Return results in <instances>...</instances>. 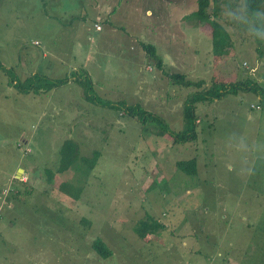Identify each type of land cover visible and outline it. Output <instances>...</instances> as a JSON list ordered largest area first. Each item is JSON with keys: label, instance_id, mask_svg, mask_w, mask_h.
Listing matches in <instances>:
<instances>
[{"label": "rangeland", "instance_id": "374dc122", "mask_svg": "<svg viewBox=\"0 0 264 264\" xmlns=\"http://www.w3.org/2000/svg\"><path fill=\"white\" fill-rule=\"evenodd\" d=\"M210 1L232 40L222 57L197 0H0V264H264V4L256 37L244 0ZM166 70L257 91L197 101V138L175 141L198 89ZM35 73L63 82H10ZM72 141L78 158L59 172ZM193 157L196 173L177 167ZM16 164L26 183L8 182ZM149 216L162 225L138 237Z\"/></svg>", "mask_w": 264, "mask_h": 264}, {"label": "trees", "instance_id": "16d2710c", "mask_svg": "<svg viewBox=\"0 0 264 264\" xmlns=\"http://www.w3.org/2000/svg\"><path fill=\"white\" fill-rule=\"evenodd\" d=\"M210 3V0H197V8L191 14H193L196 19L200 21H207L210 24L213 52L216 56L222 57L229 53L232 45V40L227 28L217 20L219 13L218 8L214 7L211 12L209 11L208 7L210 6ZM263 4L264 0H244L245 13L252 19V21H254L255 35L257 34L256 31L259 29L261 18L260 15H254V13H259V11L262 9ZM142 47L146 51L153 54L157 58L158 65L161 68H164L163 58L158 54L155 46L152 43H142ZM165 74L166 76L170 77L172 83L175 85L183 87L194 86L198 89L194 92V94H188L184 100L182 112L185 126L181 132L174 136L175 141L195 140L197 138L198 133L196 131L195 125V123L197 122V118L194 117L193 110V104L197 101H213L215 99L223 97L228 91H236L237 89H254L255 91H257L255 87H250L251 83L248 81V79L245 78L224 82L220 79L217 80L216 76L214 75L211 77V81L209 82V84L206 85L204 79L192 81L186 78V76L180 72H172L170 70H166ZM10 82L15 83L20 91L27 93L29 89L30 91H48L53 86L62 83L63 80L51 81L50 79H47L45 75L35 73L30 77L25 78L23 81L13 78L10 80ZM109 105L113 107L120 106L125 114L136 117L137 119L145 118L144 116H149V118L156 119L158 123H161L163 126L168 128L167 124L163 122V120L158 118L156 115L151 114L150 112L141 110L138 105H127L124 102L109 103ZM262 107L264 108V105ZM75 149L76 144L73 141L68 142V145L65 144L63 146V149H60V162L57 171H63L67 165H70L74 160L78 158V153L75 151ZM96 157V155H93L90 160L87 156H82L81 158H83V162L86 163L87 161L95 160ZM79 161H82V159H80ZM88 164L87 165L90 168L94 166V163ZM176 165L179 169L185 171L187 174H194L197 171V161L194 157L187 160H179L176 162ZM46 173L48 172L46 171ZM25 191L29 192L30 190L26 189ZM162 223L163 222L160 221L155 222V218L149 216L147 217V219L145 218L141 220L140 223H138L140 225L135 227V232L138 237L144 238L146 235H151L152 233H154L157 228L162 225ZM92 245L97 254L103 258H106L111 254L110 249L107 248L104 245V242L98 238L93 240Z\"/></svg>", "mask_w": 264, "mask_h": 264}, {"label": "crops", "instance_id": "0c3cea01", "mask_svg": "<svg viewBox=\"0 0 264 264\" xmlns=\"http://www.w3.org/2000/svg\"><path fill=\"white\" fill-rule=\"evenodd\" d=\"M149 11V10H148ZM147 11V12H148ZM148 14V13H147ZM19 168H22V170H23V172L22 173H20L21 175H23V176H21V177H17V170L19 169ZM31 168V167H30ZM10 178H18L21 182H23V183H26V181H27V178H29L28 177V172L26 171V169L24 168V167H22L21 165H18V164H16L15 165V168H14V171L13 172H11L10 173V175H9V177H8V182H10ZM22 179H24V180H22ZM25 179H26V181H25ZM6 188V187H5ZM27 189V188H26ZM4 191V190H3ZM14 191V190H13ZM15 193H19V191H16Z\"/></svg>", "mask_w": 264, "mask_h": 264}, {"label": "water", "instance_id": "95a60500", "mask_svg": "<svg viewBox=\"0 0 264 264\" xmlns=\"http://www.w3.org/2000/svg\"><path fill=\"white\" fill-rule=\"evenodd\" d=\"M23 172V170H22V168H19L18 170H17V177L19 178V177H21L22 175L20 174V173H22Z\"/></svg>", "mask_w": 264, "mask_h": 264}, {"label": "built area", "instance_id": "2783aa9c", "mask_svg": "<svg viewBox=\"0 0 264 264\" xmlns=\"http://www.w3.org/2000/svg\"><path fill=\"white\" fill-rule=\"evenodd\" d=\"M95 28H96V29H100V25H98V24H95ZM257 107H258V106H257ZM7 191H8V189H7V188H5V189H4V192H7Z\"/></svg>", "mask_w": 264, "mask_h": 264}, {"label": "clouds", "instance_id": "9594fccd", "mask_svg": "<svg viewBox=\"0 0 264 264\" xmlns=\"http://www.w3.org/2000/svg\"><path fill=\"white\" fill-rule=\"evenodd\" d=\"M254 15H260L259 13H254ZM261 39L264 40V36H261Z\"/></svg>", "mask_w": 264, "mask_h": 264}]
</instances>
